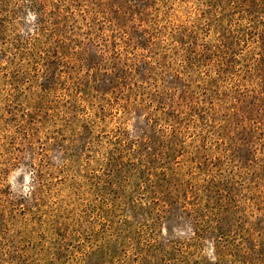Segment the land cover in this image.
<instances>
[{
  "label": "rangeland",
  "instance_id": "1",
  "mask_svg": "<svg viewBox=\"0 0 264 264\" xmlns=\"http://www.w3.org/2000/svg\"><path fill=\"white\" fill-rule=\"evenodd\" d=\"M0 264H264V0H0Z\"/></svg>",
  "mask_w": 264,
  "mask_h": 264
},
{
  "label": "trees",
  "instance_id": "2",
  "mask_svg": "<svg viewBox=\"0 0 264 264\" xmlns=\"http://www.w3.org/2000/svg\"><path fill=\"white\" fill-rule=\"evenodd\" d=\"M41 17V16H40Z\"/></svg>",
  "mask_w": 264,
  "mask_h": 264
}]
</instances>
